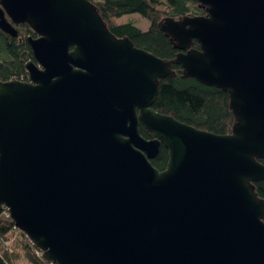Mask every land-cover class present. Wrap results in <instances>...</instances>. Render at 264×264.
Listing matches in <instances>:
<instances>
[{
	"label": "water",
	"instance_id": "1",
	"mask_svg": "<svg viewBox=\"0 0 264 264\" xmlns=\"http://www.w3.org/2000/svg\"><path fill=\"white\" fill-rule=\"evenodd\" d=\"M195 1L160 23L168 62L87 0H0L1 32L36 35L27 82H0V205L52 264H264V0ZM172 65L228 95L229 135L151 109Z\"/></svg>",
	"mask_w": 264,
	"mask_h": 264
},
{
	"label": "trees",
	"instance_id": "2",
	"mask_svg": "<svg viewBox=\"0 0 264 264\" xmlns=\"http://www.w3.org/2000/svg\"><path fill=\"white\" fill-rule=\"evenodd\" d=\"M95 6L104 27L117 39L128 38L133 47L151 53L163 61H172L178 51L170 38L160 30L166 19L202 16L205 12L195 0H87ZM133 15L140 16L149 27L142 31ZM126 17L124 23L118 20ZM18 35L12 38L0 31V82H27V61H33L26 38H35L28 25L15 28ZM191 49H199L195 41ZM172 78L158 82V93L151 109L160 115L186 124L195 130L214 135H229L234 119L229 108V97L219 89L203 86L196 80L182 77L180 67L172 65ZM142 138L150 139L143 127ZM167 154L162 147L158 156L150 162L158 171L166 168ZM264 165V160L259 161ZM254 192L264 204V181L253 184ZM264 215V214H263ZM264 223V218H263ZM0 264H52L49 257L34 246L29 238L13 226L6 208L0 205Z\"/></svg>",
	"mask_w": 264,
	"mask_h": 264
},
{
	"label": "rangeland",
	"instance_id": "3",
	"mask_svg": "<svg viewBox=\"0 0 264 264\" xmlns=\"http://www.w3.org/2000/svg\"><path fill=\"white\" fill-rule=\"evenodd\" d=\"M132 18L135 19L137 27H139L142 31H145L148 29L149 27L148 23L145 20H143L140 16L133 15ZM126 20L127 18L124 17V18L119 19L118 22L124 23Z\"/></svg>",
	"mask_w": 264,
	"mask_h": 264
},
{
	"label": "flooded vegetation",
	"instance_id": "4",
	"mask_svg": "<svg viewBox=\"0 0 264 264\" xmlns=\"http://www.w3.org/2000/svg\"><path fill=\"white\" fill-rule=\"evenodd\" d=\"M141 128V126L139 127V129ZM151 139V138H150ZM150 139H147V140H150Z\"/></svg>",
	"mask_w": 264,
	"mask_h": 264
}]
</instances>
